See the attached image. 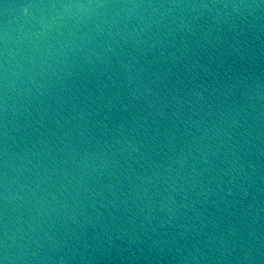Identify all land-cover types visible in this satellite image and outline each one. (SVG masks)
Here are the masks:
<instances>
[{
	"label": "water",
	"instance_id": "water-1",
	"mask_svg": "<svg viewBox=\"0 0 264 264\" xmlns=\"http://www.w3.org/2000/svg\"><path fill=\"white\" fill-rule=\"evenodd\" d=\"M0 261L264 264V0H0Z\"/></svg>",
	"mask_w": 264,
	"mask_h": 264
},
{
	"label": "clouds",
	"instance_id": "clouds-1",
	"mask_svg": "<svg viewBox=\"0 0 264 264\" xmlns=\"http://www.w3.org/2000/svg\"><path fill=\"white\" fill-rule=\"evenodd\" d=\"M30 7H23V12H24V14H27L28 13V9H29ZM0 264H3V262L2 261H0Z\"/></svg>",
	"mask_w": 264,
	"mask_h": 264
},
{
	"label": "snow or ice",
	"instance_id": "snow-or-ice-1",
	"mask_svg": "<svg viewBox=\"0 0 264 264\" xmlns=\"http://www.w3.org/2000/svg\"><path fill=\"white\" fill-rule=\"evenodd\" d=\"M32 7L33 5H31V4H27V5H21V7Z\"/></svg>",
	"mask_w": 264,
	"mask_h": 264
}]
</instances>
